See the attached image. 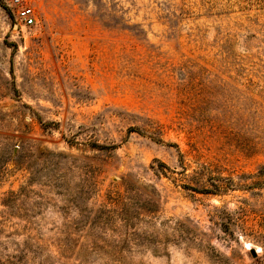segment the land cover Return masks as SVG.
I'll list each match as a JSON object with an SVG mask.
<instances>
[{"label":"rangeland","instance_id":"1","mask_svg":"<svg viewBox=\"0 0 264 264\" xmlns=\"http://www.w3.org/2000/svg\"><path fill=\"white\" fill-rule=\"evenodd\" d=\"M30 1L0 0V264H264V0Z\"/></svg>","mask_w":264,"mask_h":264},{"label":"built area","instance_id":"2","mask_svg":"<svg viewBox=\"0 0 264 264\" xmlns=\"http://www.w3.org/2000/svg\"><path fill=\"white\" fill-rule=\"evenodd\" d=\"M10 8L22 28L36 24V10L30 0H11Z\"/></svg>","mask_w":264,"mask_h":264},{"label":"bare ground","instance_id":"3","mask_svg":"<svg viewBox=\"0 0 264 264\" xmlns=\"http://www.w3.org/2000/svg\"><path fill=\"white\" fill-rule=\"evenodd\" d=\"M247 245H248V247H250V246H251V244H249V243H248ZM258 249H260V248L258 247ZM258 249H257V250H258Z\"/></svg>","mask_w":264,"mask_h":264},{"label":"water","instance_id":"4","mask_svg":"<svg viewBox=\"0 0 264 264\" xmlns=\"http://www.w3.org/2000/svg\"><path fill=\"white\" fill-rule=\"evenodd\" d=\"M255 252V251H254Z\"/></svg>","mask_w":264,"mask_h":264}]
</instances>
